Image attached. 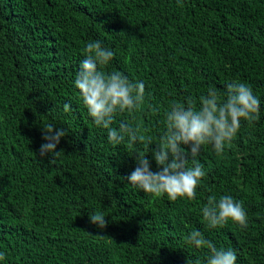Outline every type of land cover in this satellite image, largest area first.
Listing matches in <instances>:
<instances>
[{"label":"trees","instance_id":"trees-1","mask_svg":"<svg viewBox=\"0 0 264 264\" xmlns=\"http://www.w3.org/2000/svg\"><path fill=\"white\" fill-rule=\"evenodd\" d=\"M97 40L115 53L104 71L145 85L143 110L113 126L139 125L150 146H113L89 117L73 82ZM234 80L260 112L222 154L202 147L196 199L129 185L136 152L158 170L151 150L169 105L209 87L223 97ZM47 124L68 132L52 163L39 156ZM213 193L243 202L247 229L207 227ZM96 212L104 230L90 222ZM192 230L235 250L237 264H264V0H0V264H206L207 250L184 241Z\"/></svg>","mask_w":264,"mask_h":264},{"label":"clouds","instance_id":"clouds-1","mask_svg":"<svg viewBox=\"0 0 264 264\" xmlns=\"http://www.w3.org/2000/svg\"><path fill=\"white\" fill-rule=\"evenodd\" d=\"M84 55L73 83L94 124L107 131V138L113 146L153 144L150 139L146 141L139 125L120 123L118 127L113 126L117 114L126 113L135 118V114L143 110L144 83L129 80L121 71H104L115 53L98 40L86 45ZM70 107L66 103L64 111H69ZM151 111L158 114L160 109L151 106ZM259 112L260 100L254 96L253 89L238 80L227 83L223 97L214 87H209L206 94L198 98L188 96L183 100H174L164 112L165 130L158 137L157 147L151 150L158 170L151 169L147 154L136 152L137 166L127 177L129 185L152 198L167 195L172 202L178 199L195 200L201 180L206 176L203 165L197 159L202 147L211 145L216 154H222L226 145L239 133L242 120L252 122ZM67 135L62 127L45 125V143L40 146L39 156L47 158L51 154V163L54 162L63 151H57V146ZM201 212L209 228H223L229 221L241 229L248 228L243 202L236 201L230 194L219 199L214 193L208 195ZM89 219L101 230L107 227L106 217L101 212L90 214ZM184 241L198 250H207L206 264H237L235 250L217 248L199 230L190 231ZM4 259L5 253L0 252V261ZM187 264L202 262L189 255Z\"/></svg>","mask_w":264,"mask_h":264}]
</instances>
